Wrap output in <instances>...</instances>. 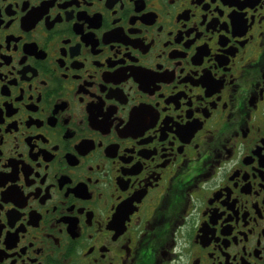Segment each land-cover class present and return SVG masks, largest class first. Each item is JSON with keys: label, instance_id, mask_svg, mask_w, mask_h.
I'll return each mask as SVG.
<instances>
[{"label": "flooded vegetation", "instance_id": "flooded-vegetation-1", "mask_svg": "<svg viewBox=\"0 0 264 264\" xmlns=\"http://www.w3.org/2000/svg\"><path fill=\"white\" fill-rule=\"evenodd\" d=\"M0 264H264V0H0Z\"/></svg>", "mask_w": 264, "mask_h": 264}]
</instances>
